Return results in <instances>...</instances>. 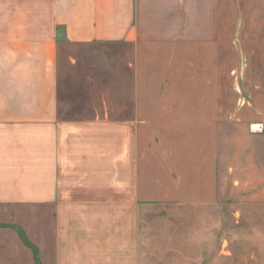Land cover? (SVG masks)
I'll use <instances>...</instances> for the list:
<instances>
[{
  "label": "crops",
  "instance_id": "obj_1",
  "mask_svg": "<svg viewBox=\"0 0 264 264\" xmlns=\"http://www.w3.org/2000/svg\"><path fill=\"white\" fill-rule=\"evenodd\" d=\"M263 250L264 0H0V264Z\"/></svg>",
  "mask_w": 264,
  "mask_h": 264
},
{
  "label": "rangeland",
  "instance_id": "obj_2",
  "mask_svg": "<svg viewBox=\"0 0 264 264\" xmlns=\"http://www.w3.org/2000/svg\"><path fill=\"white\" fill-rule=\"evenodd\" d=\"M229 91H230V92H229V93H230V96H231V97L234 96V98H235L237 104L240 105V103H239V100H240L239 89H237V88H231ZM237 95H238V96H237ZM231 97H230V98H231ZM232 98H233V97H232ZM163 123L166 124V125H165V128H169L171 124H174V126H176V124H177V122H172V123H171V122H169V121H167V122H162L161 124H163ZM195 123H196V124H200V122H197V121H195ZM178 124H179V125H178ZM178 124H177L178 129L185 128V125H184L185 122H180V121H179ZM196 124H195V129L198 128V126H196ZM180 125H184V126H180ZM174 126H173V127H174ZM199 127H200V126H199ZM199 131H200V130H199ZM233 225H234V217H229V218H227V237H230L231 240L235 239V237H236L237 239H235V240H238V242L240 243V247L242 248V249H241L242 255L248 254L249 251H251V249H252V248H250V246H252L253 244H252V243H250L251 245L248 244L249 241H247V240H249V238H247V237H248L247 234H242L241 237H239V235H237V234H234V232H233ZM199 235H200V234H199ZM245 236H247V237H245ZM253 239H255V238H253ZM199 251H200V249H199V250L194 249V250H193L194 255H195V256L199 255ZM263 251H264V250H263ZM184 252H185V251H184V249H183V250H182V253H184Z\"/></svg>",
  "mask_w": 264,
  "mask_h": 264
}]
</instances>
